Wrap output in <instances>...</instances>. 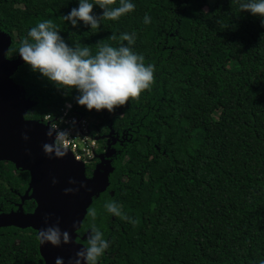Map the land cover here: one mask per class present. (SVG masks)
I'll return each instance as SVG.
<instances>
[{
    "label": "trees",
    "instance_id": "obj_1",
    "mask_svg": "<svg viewBox=\"0 0 264 264\" xmlns=\"http://www.w3.org/2000/svg\"><path fill=\"white\" fill-rule=\"evenodd\" d=\"M130 2L134 11L90 29L62 19L78 0H0L10 60L30 28L51 19L70 46L87 45L93 54L103 44L119 46L122 33L135 34L133 51L155 66L151 90L113 113L78 106L75 91L56 89L24 63L12 75L34 104L27 120L58 115L68 103L89 119L92 134L112 131L117 138L109 186L92 199L87 209L95 218L86 214L77 235L93 223L104 233L110 247L99 264H264L260 19L242 13L235 0ZM109 203L129 219L110 214ZM37 244L27 231L0 235V264L43 260Z\"/></svg>",
    "mask_w": 264,
    "mask_h": 264
},
{
    "label": "clouds",
    "instance_id": "obj_2",
    "mask_svg": "<svg viewBox=\"0 0 264 264\" xmlns=\"http://www.w3.org/2000/svg\"><path fill=\"white\" fill-rule=\"evenodd\" d=\"M235 2L242 13L259 18L261 26L264 27V0ZM116 4L117 0H78V6L72 8L67 15H63L62 19L73 28L77 27L79 22H83L86 27L90 26V29H99L102 21H115L135 10V5L130 0H119V6H115ZM97 7L101 10L99 15L94 12ZM144 22L150 23L151 18L145 16ZM109 38L117 40L115 34ZM119 39L121 41L119 46L103 44L93 54L87 45L81 46L77 43L70 46L57 25L51 19H45L30 28L27 36L22 39L18 52L24 65L32 73L58 90L75 91L78 106L89 112L107 110L113 113L117 108L125 106L130 98L137 99L142 92L150 91L155 82V66L146 64L144 56L133 51L135 34L122 33ZM123 41H127V46ZM67 105L70 104L67 103L65 108ZM43 118L40 122L46 125ZM53 132H55L53 142L43 144V151L50 157L53 153L57 158L64 157L71 139L69 133L58 129L55 123L49 126L46 135L52 137ZM24 139H28L27 135ZM72 191L75 190L65 189L66 193ZM107 210L122 220L129 219L115 203L107 204ZM87 215L95 218L96 214L89 208ZM47 220L48 217H45L46 223ZM131 223L135 226L137 221L131 220ZM73 228H77L75 223ZM37 239L41 245L51 244L54 247L72 242L69 232L60 229L59 220L55 225L40 229ZM109 247L110 243L105 239L104 233L93 223L85 243L75 258H70L69 264H81L82 260L85 264H99L100 258ZM55 264H64L63 258L57 257Z\"/></svg>",
    "mask_w": 264,
    "mask_h": 264
},
{
    "label": "water",
    "instance_id": "obj_3",
    "mask_svg": "<svg viewBox=\"0 0 264 264\" xmlns=\"http://www.w3.org/2000/svg\"><path fill=\"white\" fill-rule=\"evenodd\" d=\"M10 44V37L0 32V160L11 162L16 169L29 173L27 192H30L29 199L36 203V208L28 215L21 211L1 215L0 227L30 228L38 236L40 229L55 225L59 220L60 229L69 232L72 242L60 247L41 245L39 242V254L44 264H55L57 257L63 258L64 264H69L70 258H75L82 248L76 242V236L87 208L92 199L109 186V176L113 171L111 159L115 150L108 152L107 148L95 156L98 162L89 178L86 177V166L75 161L70 152L67 151L61 158L54 153L51 157L44 153L43 144H51L54 135L48 137L49 128L40 121L25 119L34 104L26 98L23 87L12 79L23 61L19 55L13 60L6 57ZM113 137L112 131H109L97 140H106L107 146L111 147L109 142ZM65 189L75 191L66 193ZM45 217H48L47 223ZM74 223L76 229L73 228ZM81 264L85 262L82 260Z\"/></svg>",
    "mask_w": 264,
    "mask_h": 264
},
{
    "label": "flooded vegetation",
    "instance_id": "obj_4",
    "mask_svg": "<svg viewBox=\"0 0 264 264\" xmlns=\"http://www.w3.org/2000/svg\"><path fill=\"white\" fill-rule=\"evenodd\" d=\"M116 141H117V138L113 137V139L110 140L109 142V146L111 147H108L106 144V140H104L102 144L101 152L102 153L105 152L107 148H109L108 152L114 150L113 145ZM92 171L93 169L86 170L87 178L91 177ZM29 182H30V175L28 172L16 169L15 166L11 162L0 160V217L1 215H9L16 211H21L25 215L33 213V211L36 208V203L32 199H29L30 192H27ZM24 231H27L28 234H33L35 237H37V232L31 230L30 228L21 229L13 225L0 227V235H4V234L13 235L15 233L22 234L24 233ZM31 231L34 233H32ZM89 231H90L89 229H86L82 233L78 234L77 235L78 237L76 236L78 238L79 243H81L80 241L83 242L84 240L87 239L86 236L88 235L87 233ZM37 249L39 252V240L37 244ZM7 256H9V258L5 260L6 263L11 262L12 256L10 255V251L9 253H7ZM18 261H22V264H43L42 262L43 260L36 259V258L29 259L27 257H24L21 260H18V259L15 260V262H18ZM107 264H111L110 261Z\"/></svg>",
    "mask_w": 264,
    "mask_h": 264
},
{
    "label": "built area",
    "instance_id": "obj_5",
    "mask_svg": "<svg viewBox=\"0 0 264 264\" xmlns=\"http://www.w3.org/2000/svg\"><path fill=\"white\" fill-rule=\"evenodd\" d=\"M72 111V107L67 105L58 115H45L43 122L48 128L52 123H55L58 125V129L69 133L71 139L68 145V152L72 154L75 161L81 162L87 167L88 163L95 161V156L99 153L97 151L98 140L92 134L88 120L78 117ZM53 135L55 138V132H53Z\"/></svg>",
    "mask_w": 264,
    "mask_h": 264
},
{
    "label": "rangeland",
    "instance_id": "obj_6",
    "mask_svg": "<svg viewBox=\"0 0 264 264\" xmlns=\"http://www.w3.org/2000/svg\"><path fill=\"white\" fill-rule=\"evenodd\" d=\"M86 119H87V118H86ZM86 119H85V120H86ZM87 120H88V122H89V119H87ZM86 122H87V121H86ZM89 123H90V122H89ZM102 136H103V135H101V136L97 135L96 138H99V137H102ZM104 136H105V135H104ZM97 147H98V148H97V151H98V152H101L100 150H101V147H102V143L99 142V140H98V142H97ZM95 164H96L95 161L90 162V163L87 164V168H88V167H91V169H89V170H92V169H94Z\"/></svg>",
    "mask_w": 264,
    "mask_h": 264
}]
</instances>
